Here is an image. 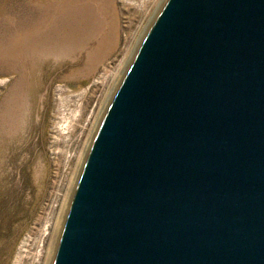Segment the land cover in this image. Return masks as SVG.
Wrapping results in <instances>:
<instances>
[{
    "label": "water",
    "instance_id": "95a60500",
    "mask_svg": "<svg viewBox=\"0 0 264 264\" xmlns=\"http://www.w3.org/2000/svg\"><path fill=\"white\" fill-rule=\"evenodd\" d=\"M154 18L53 264H264V0H166Z\"/></svg>",
    "mask_w": 264,
    "mask_h": 264
},
{
    "label": "rangeland",
    "instance_id": "374dc122",
    "mask_svg": "<svg viewBox=\"0 0 264 264\" xmlns=\"http://www.w3.org/2000/svg\"><path fill=\"white\" fill-rule=\"evenodd\" d=\"M164 1L0 0V264H49L92 137Z\"/></svg>",
    "mask_w": 264,
    "mask_h": 264
},
{
    "label": "bare ground",
    "instance_id": "6f19581e",
    "mask_svg": "<svg viewBox=\"0 0 264 264\" xmlns=\"http://www.w3.org/2000/svg\"><path fill=\"white\" fill-rule=\"evenodd\" d=\"M131 61V60H130ZM128 67V66H127ZM65 121V120H64ZM100 122V121H99ZM62 125V124H61ZM99 126V125H98ZM62 127H63V125H62ZM65 127V126H64ZM63 127V128H64ZM61 128V127H60ZM63 128H62V130H63ZM97 129H98V127H97ZM97 131V130H96ZM96 133V132H95ZM93 138V137H92ZM74 190V189H73ZM73 190H72V195H73ZM72 195H71V198H72ZM71 198H70V201H71ZM68 207H69V202H68V204H67V207H66V211H65V214H67V211H68ZM65 217V216H64ZM60 228H59V230H58V234L60 235ZM59 240V238L57 239V241ZM57 241H55L56 243H55V246H56V244H57ZM57 247V246H56ZM55 252H56V248L53 246V249H51V253H50V261H49V264H53V255L55 254ZM48 259V260H49Z\"/></svg>",
    "mask_w": 264,
    "mask_h": 264
}]
</instances>
